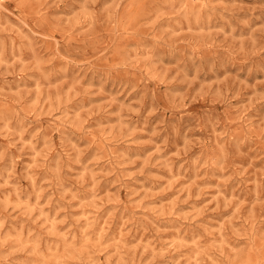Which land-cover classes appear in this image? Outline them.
Here are the masks:
<instances>
[{"label":"rangeland","instance_id":"obj_1","mask_svg":"<svg viewBox=\"0 0 264 264\" xmlns=\"http://www.w3.org/2000/svg\"><path fill=\"white\" fill-rule=\"evenodd\" d=\"M0 264H264V0H0Z\"/></svg>","mask_w":264,"mask_h":264}]
</instances>
